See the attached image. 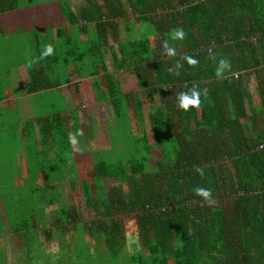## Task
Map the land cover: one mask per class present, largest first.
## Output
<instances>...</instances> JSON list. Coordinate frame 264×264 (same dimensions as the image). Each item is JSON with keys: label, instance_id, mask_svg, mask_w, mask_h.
I'll list each match as a JSON object with an SVG mask.
<instances>
[{"label": "trees", "instance_id": "trees-1", "mask_svg": "<svg viewBox=\"0 0 264 264\" xmlns=\"http://www.w3.org/2000/svg\"><path fill=\"white\" fill-rule=\"evenodd\" d=\"M44 1L14 0L12 5L0 0V13L36 5L56 17L41 19V25L52 21L57 26L73 9L65 2ZM97 3L91 12L100 16L84 22L112 26L123 19L128 41L119 69L136 75L141 87L158 89L137 100L138 134L123 148L125 156L99 152L82 173L91 220L78 209L58 208L56 190H37L36 196L6 190L0 252L4 239L12 237L20 239L26 264H264V0H128L132 18L121 0ZM161 9L166 16L159 20ZM176 27L185 30V40L170 39ZM165 40L176 47L177 57L162 54ZM103 47L86 49V60L96 64L101 51L104 65ZM209 50L231 61L225 79L216 78ZM181 53L196 58L198 66L185 63L179 76L169 74L167 68ZM93 68L91 77L100 74L99 66ZM252 74L257 81L253 94ZM42 75L39 70L32 74V84ZM197 85L207 89L200 109L179 110L176 94ZM156 97L158 106L145 112L144 101ZM195 166L204 169L203 178ZM106 181H112L109 188ZM197 185L212 190L214 206L193 194ZM56 211L59 219L49 222L48 213ZM55 228L61 242L52 245ZM68 235L77 245L74 255L64 243ZM135 236L146 255L132 241Z\"/></svg>", "mask_w": 264, "mask_h": 264}, {"label": "crops", "instance_id": "crops-1", "mask_svg": "<svg viewBox=\"0 0 264 264\" xmlns=\"http://www.w3.org/2000/svg\"><path fill=\"white\" fill-rule=\"evenodd\" d=\"M75 1L83 6L64 12L68 25L63 26L62 21L52 26V31L51 26H45L46 22L39 26L38 20L56 17L39 12L36 5L34 10L0 13V223L4 225L6 190L32 196H36L37 190H56L64 207L70 202V194L78 200L85 196L82 173L99 151H113L105 130L116 129L119 146L125 149L138 134V119L132 117V111L137 114L139 110L137 100L143 99L148 90L158 89L152 84L141 87L136 75L126 68L119 69L125 65L121 54L128 41L125 21L116 20L112 26L109 22L86 24L84 18L100 16L91 12L100 0L71 3ZM122 2L129 17H135L130 13L128 0ZM7 3L14 5V0ZM158 12L159 20L166 16V10ZM138 29H143L142 24ZM30 34L35 41L29 43ZM162 39L157 37V41ZM99 43L104 46V65L101 51L96 64L85 57V50H94ZM46 44L55 47L56 52L41 60L40 50ZM30 61H35L31 67ZM94 65L100 67V74L91 77L90 73L97 70ZM38 70L44 75L32 84V74L37 76ZM254 75L249 78L252 94L256 88ZM159 99L145 100V108L155 107L158 104L154 101L158 103ZM69 134L75 136L77 144L70 145ZM9 204L12 206V198ZM78 205L72 204L70 210L78 209L81 213ZM7 239L13 238L7 237L4 242ZM14 243L18 249L11 256L6 249L0 252V264H26L20 239Z\"/></svg>", "mask_w": 264, "mask_h": 264}, {"label": "clouds", "instance_id": "clouds-1", "mask_svg": "<svg viewBox=\"0 0 264 264\" xmlns=\"http://www.w3.org/2000/svg\"><path fill=\"white\" fill-rule=\"evenodd\" d=\"M170 39L172 41H183L187 38V34L183 28L176 27L173 28L170 32ZM162 54L169 58L177 57V49L174 45H170L168 40H165L162 45ZM54 55V47L51 44L44 45V50L42 51L39 59H46L48 56ZM209 59L212 60L215 64V76L218 80L225 79V74L231 71V61L227 58L220 57L217 59V55L212 53L209 50ZM35 63V61L29 62V67ZM185 63L190 68H196L199 64V61L191 55L181 53L179 54V59L175 61L174 64L167 68L169 74H175L179 76L181 71L184 69ZM207 94V89L201 90L199 86H194L188 91H182L176 94V107L183 111L188 112L191 109L199 110L201 107V96ZM69 143L70 145H75L78 143V140L73 134H69ZM194 171L203 178L205 175L204 169L200 166H195ZM192 192L195 196L200 197L204 205L212 207L215 205L216 201L213 197L212 190L210 188H205L202 186H195L192 189Z\"/></svg>", "mask_w": 264, "mask_h": 264}, {"label": "rangeland", "instance_id": "rangeland-1", "mask_svg": "<svg viewBox=\"0 0 264 264\" xmlns=\"http://www.w3.org/2000/svg\"><path fill=\"white\" fill-rule=\"evenodd\" d=\"M40 1V0H39ZM44 1V0H43ZM46 1H50V0H46ZM46 1H44V2H46ZM72 1H74V0H62L61 2H65V4H69L73 9H78V8H81L82 6H83V3H79V2H77V1H75L73 4L71 3ZM123 1V0H122ZM57 7H58V5H57ZM78 7V8H77ZM131 11V10H130ZM132 12V11H131ZM130 12V13H131ZM159 13V12H158ZM40 20L41 19H39L38 20V22H39V26H42L41 25V22H40ZM48 20V19H47ZM63 26L65 25V26H67L68 25V22H67V20H64L63 19ZM65 22H67V24L65 23ZM47 24L45 25L47 28H49L50 26H51V24H52V21H47L46 22ZM43 25H44V23H43ZM55 30V27H52L51 26V31L52 30ZM59 37H61V36H59ZM35 41V36L34 35H29V43L30 42H34ZM40 41V40H39ZM87 42V41H86ZM111 42H113L112 41V39H111ZM40 52H42L41 50H40ZM54 52H56V49H55V47H54ZM38 56H39V54H38ZM254 78H255V75L253 76ZM255 81H256V78H255ZM250 82V81H249ZM256 83H257V81H256ZM255 83V84H256ZM250 87H251V84H250ZM144 95L146 96L147 95V93H144ZM155 106H158V105H155ZM45 110V109H44ZM145 112H149V110L148 109H146L145 108V110H144ZM133 113H132V117H133V120H134V118H136V120H137V116H136V113H135V111H132ZM146 116H148V115H146ZM104 135L106 136V135H109V140H111L112 141V143H113V153L114 154H117L118 155V158H122L123 157V155L125 156V154L124 153H122V151H123V148H121L120 146H119V139H117L116 138V129H114V128H111V129H109V130H105V132H104ZM105 145V144H104ZM134 151H137L136 150V148L134 149ZM99 152H105L104 150H101V151H99ZM128 154H129V156H130V158H132L133 157V148L131 147V148H129L128 149ZM106 184H107V186H108V188H109V186H111L112 185V181H106ZM68 189H70V188H68ZM69 199V204H65V205H67V207L70 209V206H72V204H79L78 206L80 207V209H81V213L84 215V217H85V220L88 222V221H90L91 220V212H89V210H88V208H87V206H86V200H85V196H82V198H80L79 200L78 199H76V197L75 196H72V194H70V198H68ZM62 207V205L59 203L58 204V208H61ZM59 217H60V212L59 211H56V212H54V213H52L51 214V216H50V213H48V215H47V217L46 218H48V221L49 222H54L55 220H58L59 219ZM58 235H61V233H58V231H57V228H55V238L50 242L52 245L53 244H55V243H59V242H61V239L58 237ZM77 235V234H76ZM42 239L44 240V238L42 237ZM42 240V241H43ZM134 243H136V245L139 247V248H142V252L146 255L147 253H148V251L144 248V244L142 243V241L140 240V237H138V236H135L134 237V239L132 240ZM132 242V245L134 244ZM64 243L66 244V245H68L69 247V251L71 252V254H73L74 255V253L76 254V250H77V245H76V242H75V240H74V238H72V236H70V235H68V236H66L65 238H64ZM5 249H6V252H7V255H9V256H11V253H12V251H14V249H18L17 248V243H14V241H11V240H9V239H7L6 241H5ZM130 249V248H129ZM12 259V258H11Z\"/></svg>", "mask_w": 264, "mask_h": 264}, {"label": "built area", "instance_id": "built-area-1", "mask_svg": "<svg viewBox=\"0 0 264 264\" xmlns=\"http://www.w3.org/2000/svg\"><path fill=\"white\" fill-rule=\"evenodd\" d=\"M252 41H253L254 43L257 42V40H256L255 38H254ZM201 51H204V49H202ZM240 196H245V194H244V193H241Z\"/></svg>", "mask_w": 264, "mask_h": 264}]
</instances>
